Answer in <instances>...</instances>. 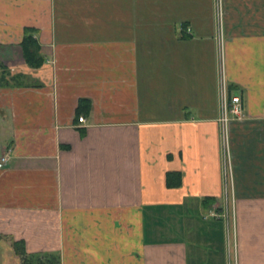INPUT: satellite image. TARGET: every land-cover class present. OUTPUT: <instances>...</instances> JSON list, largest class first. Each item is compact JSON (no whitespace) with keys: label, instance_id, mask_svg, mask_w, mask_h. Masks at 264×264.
<instances>
[{"label":"crops","instance_id":"obj_1","mask_svg":"<svg viewBox=\"0 0 264 264\" xmlns=\"http://www.w3.org/2000/svg\"><path fill=\"white\" fill-rule=\"evenodd\" d=\"M4 54L0 264H264V0H0Z\"/></svg>","mask_w":264,"mask_h":264},{"label":"built area","instance_id":"obj_2","mask_svg":"<svg viewBox=\"0 0 264 264\" xmlns=\"http://www.w3.org/2000/svg\"><path fill=\"white\" fill-rule=\"evenodd\" d=\"M221 0H217V13L220 14ZM220 112L223 124L228 122L231 118H239L242 113V98L237 94H228V86L223 75L220 78ZM79 121H83V117H78ZM6 156H0V163L6 161ZM210 216H217L214 211H210Z\"/></svg>","mask_w":264,"mask_h":264},{"label":"trees","instance_id":"obj_3","mask_svg":"<svg viewBox=\"0 0 264 264\" xmlns=\"http://www.w3.org/2000/svg\"><path fill=\"white\" fill-rule=\"evenodd\" d=\"M35 30L31 27H25L23 29V37L20 42V47L22 50V56L25 63L31 68H40L44 62L45 58L40 53V45L34 36ZM87 102L86 99H81L79 105Z\"/></svg>","mask_w":264,"mask_h":264},{"label":"rangeland","instance_id":"obj_4","mask_svg":"<svg viewBox=\"0 0 264 264\" xmlns=\"http://www.w3.org/2000/svg\"><path fill=\"white\" fill-rule=\"evenodd\" d=\"M2 56H3V57H2L3 59H4V56L7 57V59H5V61L8 62V65H9V66H6V65H5L7 69H3V67L0 66V73L3 71V73H5V74L7 73V74L10 75V72H15V71H16V70H11V71H10L9 69L11 68L10 66H11L12 64H16L15 62H17V61L14 60V59H17V57L14 58V56H13L14 59L8 61V59H9V56H8V55H5V54H4V55H2ZM9 62H12V63H10L11 65L9 64ZM15 66H16V65H15ZM16 68H17V67H16ZM20 70H22V69L20 68ZM3 77H5V76H3Z\"/></svg>","mask_w":264,"mask_h":264}]
</instances>
